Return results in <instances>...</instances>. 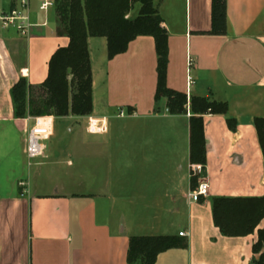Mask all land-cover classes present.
<instances>
[{
	"label": "crops",
	"instance_id": "0c3cea01",
	"mask_svg": "<svg viewBox=\"0 0 264 264\" xmlns=\"http://www.w3.org/2000/svg\"><path fill=\"white\" fill-rule=\"evenodd\" d=\"M17 1L0 0V13ZM52 3L29 0L26 35L0 25V124L9 126L12 136L0 135L10 148L8 157L16 151L22 159L20 172L7 177L0 190V264H127L131 237L181 232L186 248L161 253L155 264H253L257 230L245 237L221 235L213 225L211 200L264 197V162L253 125L264 117V0H226L224 35L208 34L211 0H152L168 34L167 88L188 100L227 105L225 115L203 116L206 165L198 184H207V192L196 202L189 199L190 107L186 114L170 115L164 99L155 106L156 54L149 36L137 37L112 60L104 38H89L92 112L48 117L55 134L85 119L87 135L82 142L70 140L68 156L84 166L94 158L101 167H115V182L104 178L94 187L84 174L85 192H64L50 168L64 145L53 138L45 143L47 159L28 163L31 122L14 118L11 90L20 79L40 85L52 54L68 44L56 35ZM90 120L103 122L106 131L88 133ZM227 120L234 121L232 130Z\"/></svg>",
	"mask_w": 264,
	"mask_h": 264
},
{
	"label": "trees",
	"instance_id": "16d2710c",
	"mask_svg": "<svg viewBox=\"0 0 264 264\" xmlns=\"http://www.w3.org/2000/svg\"><path fill=\"white\" fill-rule=\"evenodd\" d=\"M139 5L135 18L129 14ZM56 35L66 37L68 44L58 48L47 64V76L38 86L20 79L11 90L14 118L75 117L92 112V74L87 40L104 38L107 59L124 54L130 42L139 36L154 40L156 54L155 106L164 99L170 115L186 114L189 105V164L206 165V141L203 116L225 115L227 105L207 98L192 97L172 91L166 85L168 34L152 0H53ZM226 0H211V31L209 35H224ZM158 113V108H155ZM264 162V117L253 121ZM229 129L234 121L227 120ZM198 186V176L190 170V190ZM202 197H199V200ZM213 225L225 237H245L257 230L252 246L257 256L253 264H264V197H216L211 200ZM179 236L131 237L128 241L127 264H155L158 255L170 249L186 248Z\"/></svg>",
	"mask_w": 264,
	"mask_h": 264
},
{
	"label": "rangeland",
	"instance_id": "374dc122",
	"mask_svg": "<svg viewBox=\"0 0 264 264\" xmlns=\"http://www.w3.org/2000/svg\"><path fill=\"white\" fill-rule=\"evenodd\" d=\"M71 116V115H68ZM86 120L85 119H75L71 122L70 131L67 132L64 130L63 133L55 134L56 127L54 124V131H52L51 139L53 138L52 143H56L55 145H64L62 148V152L56 155L58 159L55 164L52 165L51 171L53 174L60 178V184L62 185V189L64 192L68 193H83L85 192L83 188L82 178H85L84 174H86L87 182H91L94 187H98L100 184L103 183L104 178H108L111 180V183L115 182V167H101L99 163L94 162V158L89 159L90 164L87 166L83 165V161L74 159L71 156H68V146L71 142H82L84 137L87 135L85 131L86 127ZM8 133V136L11 135V130L7 125L0 124V134ZM10 134V135H9ZM131 140V137H129ZM60 143V144H59ZM61 146V145H60ZM61 148V147H60ZM10 148L8 147L7 141L1 137L0 135V190H5L7 183L5 182L6 178L9 176H13L15 173H19L21 170V161L22 159L16 153L10 155L8 157L7 153ZM46 155H49V147L46 152L43 153L42 157L34 162L33 165L38 164L40 161L43 160ZM11 159V160H10ZM47 159V157H46ZM12 160L14 161L13 163ZM10 161V162H9ZM12 164V165H11ZM35 169V168H34ZM34 169L32 171H34ZM24 171V170H23ZM101 171L103 174H101ZM102 178V179H101ZM40 185L45 184L43 179H39ZM31 182H34L31 180ZM38 182V181H37Z\"/></svg>",
	"mask_w": 264,
	"mask_h": 264
},
{
	"label": "built area",
	"instance_id": "2783aa9c",
	"mask_svg": "<svg viewBox=\"0 0 264 264\" xmlns=\"http://www.w3.org/2000/svg\"><path fill=\"white\" fill-rule=\"evenodd\" d=\"M45 3L41 5L42 10ZM0 25L3 28L13 29L20 35H26L29 27V0H18L15 7L8 12L0 13ZM191 83V80H188ZM167 111V110H166ZM31 122L25 140V155L28 163L33 165L35 161L40 159L45 151V143L52 135L51 122L48 117H27ZM87 131L90 134H98L106 131L103 122L90 120L87 125ZM191 171L194 175L201 174V166H191ZM207 192V184L199 183L195 190L189 193L191 201H198L199 197H205ZM179 237H184L183 232L178 234Z\"/></svg>",
	"mask_w": 264,
	"mask_h": 264
}]
</instances>
